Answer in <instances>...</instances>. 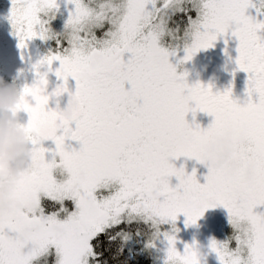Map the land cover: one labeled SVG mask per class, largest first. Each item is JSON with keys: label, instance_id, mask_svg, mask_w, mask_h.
I'll list each match as a JSON object with an SVG mask.
<instances>
[{"label": "rangeland", "instance_id": "1", "mask_svg": "<svg viewBox=\"0 0 264 264\" xmlns=\"http://www.w3.org/2000/svg\"><path fill=\"white\" fill-rule=\"evenodd\" d=\"M179 13L188 17L186 24L177 19ZM258 23L264 24V0H0V70L24 72L16 66L21 58L27 67L45 66L64 52L71 62L81 56L96 68L99 62L91 60L96 54L108 73L99 81L109 89L98 103L102 122L137 127L131 144L99 153L100 173L82 183L86 194L75 191L76 215L52 218L49 226L23 219L2 228L7 240L26 228L43 238L63 236L66 245L16 263L8 260L13 250L0 246V264H96L92 239L129 221L145 222L147 231L143 237L136 227L135 235L123 236V244L142 245L153 264H264V180L254 177L264 179V135L252 138L264 133V26H253ZM222 26L227 34L242 27L247 36L237 43L228 40L225 57L213 58L210 29L217 43ZM135 68L139 73L132 76ZM204 74L207 87L197 95L210 105L191 113L209 114L213 121L206 126L214 139L206 132L185 135L186 124L176 125L175 108L168 111L173 123L164 136L151 128L153 116L166 112L168 83L177 81L190 91ZM13 83L10 88L18 84ZM140 94L150 101L146 108L139 104ZM199 141L198 151L193 147ZM74 146L68 141L64 149L39 148L40 179L52 194H74L73 169L83 160L69 152L77 150ZM205 168L210 184L220 188L212 199L204 187ZM182 178L198 181L197 194H181ZM257 191L262 203L254 206ZM61 206L70 207L63 201ZM90 209L93 213H87Z\"/></svg>", "mask_w": 264, "mask_h": 264}, {"label": "flooded vegetation", "instance_id": "2", "mask_svg": "<svg viewBox=\"0 0 264 264\" xmlns=\"http://www.w3.org/2000/svg\"><path fill=\"white\" fill-rule=\"evenodd\" d=\"M210 30L212 35L208 46L213 58L216 56L225 57L228 40L233 39V43H237L240 42L239 38L241 35L247 36L245 34L246 31L242 27L236 30L235 33L227 34L222 26L220 27L219 41L215 43L214 39L216 37L213 39V30L212 28ZM245 45L242 44L244 51L247 50ZM261 49L262 47L260 46L259 51ZM95 58L99 62V67L96 68L89 67L88 60L81 56L71 62V57L64 52L60 55L56 53L48 60V64H45V66L37 65L35 67L31 65L27 67L24 63L25 60L21 58L16 66L24 68V72H19L17 68L0 70V91L2 92L0 93L2 94L0 97V154L3 163V167L0 169V246L6 245L13 250L12 255L9 258L6 256V258L15 263L23 261L28 255L32 258L36 254L38 255L39 252L47 251L49 248L55 249V247L65 246V240L63 236L58 239H56V236L43 238V235H37L33 229L27 231L26 228H19L14 233V237L11 240H7L2 235L3 226L9 225L15 220L23 219L43 220L45 226H49V221L52 218L63 220L76 215L78 196L75 191L84 194L86 188H84L82 183L87 181V177L92 172H95L96 175L100 173L97 166L100 164L103 166V161L98 157L99 153L104 150L105 155L110 154V152L113 153L121 149L120 144L127 141L131 144L133 135L136 136L134 134L136 127L132 123L129 125L124 123L121 127H118V125L113 123L109 125L110 123L105 124V122H102V102L99 105L98 103L104 97L103 92L105 90L109 91V89H105L104 85L101 86L99 81L103 80V75H108V73L107 68H104L106 66L105 60L93 54L91 60L94 61ZM117 66L120 67L121 64H117ZM138 73V68L131 71L132 76H137ZM40 80L68 88L82 105V114L62 126L58 134L49 141L40 138L34 132L28 119L23 120L15 114L16 104ZM13 82H18V84L10 88L14 84ZM112 86L114 87L110 88L118 92L119 87L116 85ZM132 87L131 84L130 88ZM126 91L128 90L126 89ZM140 105L144 107L142 104ZM151 128L154 127L152 126ZM262 131L254 133L252 138L264 135ZM211 138L214 139L208 134V140ZM68 141H73L74 147L77 149L73 151L69 148V152L77 157L83 156V166L82 162H80L81 164L78 163L76 167L78 169H73L72 167L73 171H76L74 194H67V192L59 194L55 192L52 194L42 184V179H40L39 148L42 147L41 149L45 150L58 146L57 148L64 149ZM146 149L149 151L152 148L146 147ZM182 160L180 158V162H178L181 165ZM70 168L67 167L66 172H71ZM88 172L89 174H87ZM203 172L205 173L204 187H209L208 193L212 199L218 194L220 188L218 186L213 188L210 184L211 175L208 169L205 168ZM58 175H60V172H58ZM57 176L54 175L53 177L57 178ZM254 177L260 181L264 180L262 176ZM197 182L184 181L182 178L180 183L181 194L185 190L187 193L197 194L200 186ZM250 188L256 190L253 187ZM262 189H264V186L260 187V190ZM256 193L252 196L256 201L253 203L254 206L262 203V200L258 198L260 193L258 191ZM261 193L264 192L262 191ZM62 201L65 204H69V209L71 210L68 208L64 210L61 206ZM44 203L48 204L47 208L43 206ZM89 212L93 213L91 209L87 211V213Z\"/></svg>", "mask_w": 264, "mask_h": 264}, {"label": "trees", "instance_id": "3", "mask_svg": "<svg viewBox=\"0 0 264 264\" xmlns=\"http://www.w3.org/2000/svg\"><path fill=\"white\" fill-rule=\"evenodd\" d=\"M192 14L189 13V16L193 17L194 15ZM177 19H180L183 24H186L188 17L187 18L182 17L180 16V13H179L177 15ZM253 26H257V28L260 27V29H262L264 24L261 23V24H256ZM193 53L196 54L195 51H192L191 55ZM199 78H200V80H198L199 84H197L195 88H191L190 91L184 88L182 89L181 85L178 84L177 81H175V83L173 82L172 84L168 83L169 87L167 90L169 91V94L167 96V100L169 102L166 103V99H165L163 107H162L163 109H165L166 112L160 113L159 116L155 114L151 120V126H150V127L153 126L155 131H158V133H161V136L162 135L164 136V133L166 132V130L169 129L168 128L169 123H173L171 121L172 118H170L171 116H168V111H171L173 110V108H175V110L177 109V112L174 115H175V118H178V120L175 121L176 125L183 124V123L186 124L185 135L194 136V135H198L200 133L206 132L212 137V133H210V131L208 130V127L206 126L207 122L213 121V120L208 119L209 114L201 115L199 111H197L194 114L191 113L192 109L194 108L197 109V107L199 106L202 107V105H204L205 107L207 106L208 108L210 105L209 101L207 102L203 99H200L201 97L197 95L198 94L197 92L207 87L206 79L208 78V76L201 75V77ZM138 96H140L138 97V100H140L139 102H141L140 104H142L146 108L149 105L150 101L141 94ZM146 96L148 97V95ZM220 111H222L221 108L218 109L217 112H220ZM195 114L203 116V117L198 116L199 118L198 119L194 116ZM197 119L199 120V122ZM206 119L208 120L205 121ZM216 119H218V117H216ZM130 123L132 122H129V124ZM136 130H137V127H136ZM136 130L134 134H136ZM217 130H223V129L216 128V132ZM153 134L155 133L151 132L150 136H152ZM202 146H203L202 143L199 141V144H197L196 142L193 148L199 151V149H201ZM103 158H105V156ZM192 158L193 157H191V159ZM163 163L165 164V162ZM162 167L164 168V165H162ZM43 206L47 208L48 204L44 203ZM136 227H140L141 235L145 237V232L147 231V225H145V222L143 221H140V225L138 223H135L134 221L123 222L117 226L105 228L104 230L96 234V236L92 239V248H93L92 251L94 255V261L96 262V264H153V258H151L150 253L145 248H142L143 247L142 245L140 246L138 244L137 246L135 245L133 248L130 249V248H127L123 244V241H122L123 236L124 235L125 236L135 235ZM45 264H52V263L47 262Z\"/></svg>", "mask_w": 264, "mask_h": 264}, {"label": "water", "instance_id": "4", "mask_svg": "<svg viewBox=\"0 0 264 264\" xmlns=\"http://www.w3.org/2000/svg\"><path fill=\"white\" fill-rule=\"evenodd\" d=\"M15 114L28 119L34 132L49 141L62 126L82 114V105L68 88L40 80L16 104ZM1 160L0 154V169Z\"/></svg>", "mask_w": 264, "mask_h": 264}]
</instances>
